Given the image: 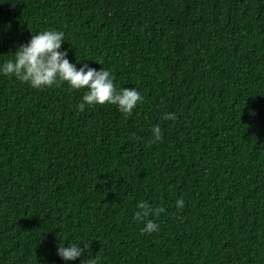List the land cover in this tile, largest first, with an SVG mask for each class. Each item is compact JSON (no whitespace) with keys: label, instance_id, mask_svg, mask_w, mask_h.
Wrapping results in <instances>:
<instances>
[{"label":"trees","instance_id":"16d2710c","mask_svg":"<svg viewBox=\"0 0 264 264\" xmlns=\"http://www.w3.org/2000/svg\"><path fill=\"white\" fill-rule=\"evenodd\" d=\"M13 2L0 66L58 30L78 69L143 101L81 112L87 89L0 72V264H264V0ZM142 200L159 231L141 233ZM60 243L88 250L66 262Z\"/></svg>","mask_w":264,"mask_h":264},{"label":"clouds","instance_id":"9594fccd","mask_svg":"<svg viewBox=\"0 0 264 264\" xmlns=\"http://www.w3.org/2000/svg\"><path fill=\"white\" fill-rule=\"evenodd\" d=\"M9 2V0H5ZM20 0H14L12 6ZM64 33L58 30H45L33 34L25 44H19L14 52V59L7 60L0 66V72L8 77L29 84L34 89L50 88L67 82L72 89H87L82 101L77 105L79 111H84L86 106L94 104H111L118 107L119 111L130 116L136 106L143 101V97L135 88L125 87L119 91L113 83V77L108 70L90 67L87 63L79 69L67 58V50L61 51L65 41ZM102 64V61H98ZM176 114L166 112L162 120H176ZM151 144L163 141L160 125H154L151 129ZM177 208L184 207L183 199L176 201ZM134 219L144 221L145 226L141 233L159 231V224L150 219V216L159 217L165 212L162 206L153 207L147 200L139 201ZM81 243H60L57 247V255L64 261H72L80 257L88 250V245L79 246ZM87 264H97L96 259H89Z\"/></svg>","mask_w":264,"mask_h":264}]
</instances>
